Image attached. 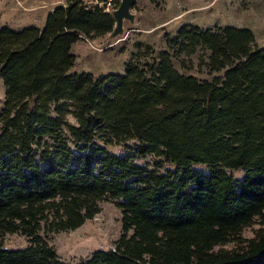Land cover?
<instances>
[{
    "label": "trees",
    "instance_id": "16d2710c",
    "mask_svg": "<svg viewBox=\"0 0 264 264\" xmlns=\"http://www.w3.org/2000/svg\"><path fill=\"white\" fill-rule=\"evenodd\" d=\"M99 1L60 2L43 27L0 26V264H70L48 235L108 198L122 232L78 264H264V44L250 26L185 22L168 44L207 47L221 76L179 69L169 48L135 52L124 72L73 71V43L114 26ZM149 153L157 167L133 159ZM11 232L30 244L5 246Z\"/></svg>",
    "mask_w": 264,
    "mask_h": 264
},
{
    "label": "rangeland",
    "instance_id": "374dc122",
    "mask_svg": "<svg viewBox=\"0 0 264 264\" xmlns=\"http://www.w3.org/2000/svg\"><path fill=\"white\" fill-rule=\"evenodd\" d=\"M65 0H0V26L8 25L17 29L28 25L43 27L47 15L58 3ZM101 1V0H100ZM112 8L120 0H102ZM132 10L135 20L125 19L124 31L112 36L110 32L95 36H83L75 41L72 50L75 53L73 71L90 70L95 74L110 71L124 72L126 63L136 52L151 54L169 48L172 60L179 69L195 73L201 78H213L222 75L224 69L211 70L207 64L210 50L198 45L192 52L179 50L178 45H169L167 34L174 36L179 26L185 22L198 24L203 28L218 25L236 24L250 26L260 45L264 44V0H136ZM144 56V55H143ZM5 99V84L0 76V109ZM68 119L76 123L72 112ZM109 148L119 154L128 155L129 150L120 145ZM133 159L149 167H157L160 157L149 153L133 156ZM207 172L204 164L195 165ZM173 167L163 162L158 167L165 171ZM235 177H242L240 169H228ZM118 199L108 198L99 202V211L81 226L67 231L48 235V242L55 248L59 258L78 264L89 257L98 248H110L122 232V212L117 205ZM258 224L244 229L243 235L251 236ZM30 244V238L22 232L6 233L4 245L24 247Z\"/></svg>",
    "mask_w": 264,
    "mask_h": 264
},
{
    "label": "water",
    "instance_id": "95a60500",
    "mask_svg": "<svg viewBox=\"0 0 264 264\" xmlns=\"http://www.w3.org/2000/svg\"><path fill=\"white\" fill-rule=\"evenodd\" d=\"M136 0H120L119 5L112 9V14L115 18V23L110 31L112 36L124 31L125 19L130 21L135 20V12L132 10Z\"/></svg>",
    "mask_w": 264,
    "mask_h": 264
},
{
    "label": "built area",
    "instance_id": "2783aa9c",
    "mask_svg": "<svg viewBox=\"0 0 264 264\" xmlns=\"http://www.w3.org/2000/svg\"><path fill=\"white\" fill-rule=\"evenodd\" d=\"M99 2H100V4H104V3H106V2H103L102 0L99 1ZM107 9H108V10H112L113 8H112L109 4H107Z\"/></svg>",
    "mask_w": 264,
    "mask_h": 264
}]
</instances>
